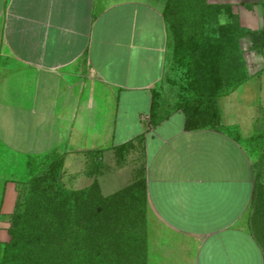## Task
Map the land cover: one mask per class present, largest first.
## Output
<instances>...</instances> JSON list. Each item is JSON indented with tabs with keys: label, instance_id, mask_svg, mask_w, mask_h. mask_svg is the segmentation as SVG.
<instances>
[{
	"label": "crops",
	"instance_id": "1",
	"mask_svg": "<svg viewBox=\"0 0 264 264\" xmlns=\"http://www.w3.org/2000/svg\"><path fill=\"white\" fill-rule=\"evenodd\" d=\"M165 1L0 0V260L25 163L62 150L76 186L96 183L109 196L143 179L151 214L173 236L169 250L184 249L178 236L194 264H263L243 224L257 134L224 129L233 122L220 101L251 75L247 56L257 53L255 66L264 52L242 35L249 76L217 97L216 126L186 128L180 104L152 105L170 55ZM207 1L237 13L250 0Z\"/></svg>",
	"mask_w": 264,
	"mask_h": 264
},
{
	"label": "rangeland",
	"instance_id": "2",
	"mask_svg": "<svg viewBox=\"0 0 264 264\" xmlns=\"http://www.w3.org/2000/svg\"><path fill=\"white\" fill-rule=\"evenodd\" d=\"M245 2L244 9L238 10L239 13L233 12L232 18L221 16L222 22H233L247 32L264 29V0ZM205 34L211 40L218 38L217 24L207 25ZM230 36H227V40L223 41L221 45L217 42L214 43L221 52L219 57L228 66L227 68L223 67L220 76H218L222 94L233 90L239 82L249 76L243 58L244 50L239 45L241 36L238 38ZM249 47L253 50V43ZM169 53L165 74L156 89L157 105L162 103L180 104L191 96V91L186 89L187 79L184 75V68L176 66L171 56V49ZM223 54L226 55L222 56ZM252 54L257 55V53L252 51L249 57L247 56L251 75L238 87L235 93L230 95V99H224V101L221 99L220 104L225 110L224 113L226 112V119L233 122L231 125H224V129L226 127L236 130L243 128L247 132L251 131L252 134H257L247 147L252 160L254 188L251 206L243 224L259 245L264 264V69L262 68L263 70L259 73H254L264 66V57L259 55V62L253 66L250 64ZM219 57L216 56L217 64L220 63ZM229 100L231 105L228 108L225 102ZM207 114L203 117L201 124L216 125L215 114L212 112ZM62 154L61 150L39 157H29L22 170V174L25 176L18 180L16 185L17 210L19 212L23 211L25 205H33L36 200L39 202L42 192L52 195L57 191L84 189L88 208L91 211L89 229L97 225L99 220L101 228L116 226L119 238L114 239L108 236L103 239L102 252L99 255L92 252L83 262L86 264H194V250L186 239L180 240L178 236L175 237L176 244L179 247L183 246L184 249H168L170 243H173V239H171L173 236L164 232V228L151 214L144 193L143 179H139L114 195L104 196L100 193L97 184L85 188L76 186L74 181L71 182L67 179L63 167L58 166V160ZM6 224L7 226L10 224L9 217L6 219ZM25 256L27 263L45 264V262H39L37 250H32ZM177 257L181 259H177ZM258 260L260 262L257 263L253 257L252 264H262V260L259 258Z\"/></svg>",
	"mask_w": 264,
	"mask_h": 264
},
{
	"label": "trees",
	"instance_id": "3",
	"mask_svg": "<svg viewBox=\"0 0 264 264\" xmlns=\"http://www.w3.org/2000/svg\"><path fill=\"white\" fill-rule=\"evenodd\" d=\"M221 16L228 19L233 17L231 4L209 3L207 0L165 1L163 18L171 56L177 67L184 68L186 89L191 91V96L180 103L186 116L185 127L188 129L216 126L219 121L215 101L223 94L220 93L222 87L218 83V76L223 67L228 66L219 57L221 52L214 43L221 45L230 34V37L237 38L249 34L253 48L264 52V29L243 31L233 22H222ZM209 24H217L219 37L214 40L205 34ZM216 56L220 58L219 64L216 63ZM155 104L156 98L152 105ZM209 112L215 114L216 125L201 124ZM58 161V166L62 167L63 157ZM93 185L96 183L90 186ZM84 193V189L57 191L52 195L42 192L39 202L36 200L33 205H25L21 212L17 210L16 201L7 226L10 240L4 246L0 264H24V261L30 264L25 255L32 250L38 251L39 262L45 264H86L83 261L92 252L99 255L103 250V239L108 236L119 238V231L116 226L101 228L99 220L97 225L89 229L91 211Z\"/></svg>",
	"mask_w": 264,
	"mask_h": 264
}]
</instances>
